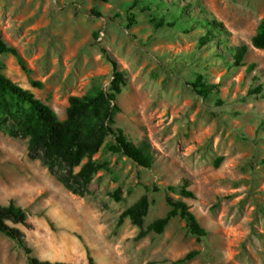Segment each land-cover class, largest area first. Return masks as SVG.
<instances>
[{"label":"rangeland","instance_id":"1","mask_svg":"<svg viewBox=\"0 0 264 264\" xmlns=\"http://www.w3.org/2000/svg\"><path fill=\"white\" fill-rule=\"evenodd\" d=\"M263 19L264 0H0V35L29 70L4 55L5 76L63 121L70 96L109 87L104 49L125 80L113 128L156 152L150 169L97 153L92 160L110 171L96 173L79 197L28 158L26 139L0 131V204L26 211L29 226L16 227L32 257L88 264V251L94 264H173L196 251L186 264H264V49L251 45ZM212 20L222 28L205 41ZM241 45L248 50L235 66ZM198 76L213 87L205 99L191 87ZM182 181L193 197L171 196L189 206L202 242L178 216L161 234L138 237L167 214L164 188ZM117 189L120 201L110 196ZM144 195L151 205L142 228L118 224ZM0 264H28L1 234Z\"/></svg>","mask_w":264,"mask_h":264},{"label":"trees","instance_id":"2","mask_svg":"<svg viewBox=\"0 0 264 264\" xmlns=\"http://www.w3.org/2000/svg\"><path fill=\"white\" fill-rule=\"evenodd\" d=\"M109 2L111 0H100ZM135 24L133 17L128 19V27ZM158 27L162 23L156 24ZM208 30L204 35L208 40L213 30L221 29V24L208 21ZM252 47L264 49V19L260 23L256 34L251 39ZM248 47L241 45L233 49V62L235 66L241 64ZM102 57L111 65V81L107 89H100L92 95L81 97L70 96L66 109V118L59 121L53 111L32 92L20 87L4 75V65L0 63V131L11 138L27 140V156L30 160H40L50 175L72 194L84 197L90 192L87 187L93 176L102 171L109 173L106 162H96L92 157L99 152H108L111 155L125 157L134 165L143 169H150L155 161V150L148 141L131 142L120 129L113 128L114 117L119 112L116 98L125 85L124 74L118 70L117 64L106 53L100 50ZM13 56L21 70L28 74L24 61L19 57L15 48L9 46L0 35V56ZM33 87H40V83L32 82ZM194 92L201 98H207L212 92V86L202 82L201 77L191 84ZM259 91V89H256ZM86 159L77 173L73 169L79 167ZM158 191L157 187L152 188ZM148 190V188H146ZM165 203L168 206L167 214L151 223L146 231H141L138 237L147 232L161 234L169 220L178 216L184 222L186 231L195 237L198 244L206 236L205 230L199 225L189 206L182 200L173 198H192L193 193L188 190V182L182 181L179 186H166L164 188ZM130 190L127 194H130ZM115 201L121 200V193L117 189L111 193ZM151 203L144 195L134 204L125 209L118 218V224L124 219L141 229L143 220L147 215ZM28 215L25 210L16 206L12 201L7 205L0 204V234L15 242L23 250L28 264H65L61 262L40 261L31 256V249L25 246L24 234L16 226H29ZM88 264H94L88 251ZM196 251L185 254L173 264H186L195 255Z\"/></svg>","mask_w":264,"mask_h":264},{"label":"built area","instance_id":"3","mask_svg":"<svg viewBox=\"0 0 264 264\" xmlns=\"http://www.w3.org/2000/svg\"><path fill=\"white\" fill-rule=\"evenodd\" d=\"M100 35H101V36H103V34H102V33H101Z\"/></svg>","mask_w":264,"mask_h":264}]
</instances>
